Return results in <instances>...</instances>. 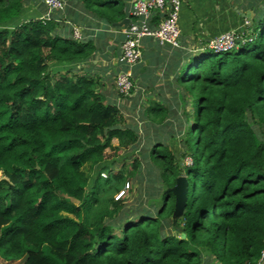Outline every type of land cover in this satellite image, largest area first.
Instances as JSON below:
<instances>
[{
    "label": "trees",
    "instance_id": "trees-1",
    "mask_svg": "<svg viewBox=\"0 0 264 264\" xmlns=\"http://www.w3.org/2000/svg\"><path fill=\"white\" fill-rule=\"evenodd\" d=\"M28 1L0 0V264H203V255L264 264V0H246L244 44L186 53L179 64L171 90L191 109L170 138L182 151L159 140L145 148L163 184L138 215L117 198L133 174L103 166L108 149L137 144L138 126L96 77L51 71L96 46L62 35L53 19L18 22ZM67 2L109 26L126 17L124 0ZM169 113L150 100L141 121L158 127Z\"/></svg>",
    "mask_w": 264,
    "mask_h": 264
},
{
    "label": "crops",
    "instance_id": "crops-1",
    "mask_svg": "<svg viewBox=\"0 0 264 264\" xmlns=\"http://www.w3.org/2000/svg\"><path fill=\"white\" fill-rule=\"evenodd\" d=\"M234 1L183 0L179 19L181 28L179 45L161 46L155 40L145 38L142 45L141 61L129 69L125 63L121 62V46L124 40L122 30L125 24L120 25L123 23L121 22L116 26H109L105 22H98L101 20H97L90 13H85L81 8L66 0V7L59 12L51 13L49 20L53 19L60 23L59 32L66 37L73 38L75 28L82 29L83 40H92L96 51L88 60L59 63L53 66L58 65L64 71L71 70L96 77L99 81L98 91L106 101L116 104L126 117L130 111L133 112V116L137 114V119L142 117L149 101L154 100L151 94L156 93L157 99H159L161 94L159 86L165 82L170 86L173 85V80L170 82V79H174L173 75L179 64L185 60L186 53L193 54L190 52L197 45L203 44L229 29H237L236 26L240 25L243 16L236 15L235 10L231 7ZM124 2L126 19L130 14L133 0H124ZM29 3L33 8L34 15L40 18L47 17L48 9L43 0H29L27 4ZM246 4L241 3L240 11L246 10ZM67 10H70V14ZM25 13L26 10L21 16H24ZM125 69L126 71L131 70L136 88L130 96L123 98L116 88V76Z\"/></svg>",
    "mask_w": 264,
    "mask_h": 264
},
{
    "label": "rangeland",
    "instance_id": "rangeland-1",
    "mask_svg": "<svg viewBox=\"0 0 264 264\" xmlns=\"http://www.w3.org/2000/svg\"><path fill=\"white\" fill-rule=\"evenodd\" d=\"M241 3H246V0H235L231 4V7L235 10L236 15L238 14L245 15L247 13V11H244V10H243L244 12L240 11L239 7ZM25 10H26V13L24 14V16L20 17L18 22H21L23 20L26 21L30 19H36V17L37 18L39 17L33 14V8L30 3L29 4L26 3ZM243 19L245 20L244 23L246 25L248 21L244 17ZM242 23L243 22H241L240 24ZM239 27L240 25L236 26V28H238L239 30L241 28L243 29L244 24H243V27L242 26L240 28ZM231 30L237 31V29H229L225 32H228ZM223 33H220L217 36ZM239 36H242V34L241 35L239 34ZM244 37L242 38L243 39L242 44H244L245 42ZM206 50H207V47L204 44H199L193 50H191L190 53H201ZM128 68L131 69L132 67L128 66ZM51 71L66 73L67 70L64 71L63 68L57 65V66H53ZM124 71H126V69ZM172 80L173 79L171 78L170 82H172ZM174 85L175 84L170 86L168 85L167 82H165L164 84L159 86L160 87L159 93H161L159 96V99H157L158 96L156 93L151 94L152 98H154L155 101L163 102L170 108L172 113H169L168 119L162 125H159L158 127L152 124L151 126H149L147 125V123L149 124L148 120L141 121L143 117H139L136 119L138 115L134 114L133 116V112L130 111V114H128L126 119L129 124L136 125V128L138 126L139 139H138L137 144H135L132 149H122V148H120L119 150L108 149L106 153L107 159L103 166H108L113 171L125 170L133 174L131 177V180H129L126 183L124 190L119 195H117V198L123 193L121 195L122 196L121 198L124 199L123 202H124V205H126V208H136L137 207V209H133L135 210V213L134 211H132L135 215H138L140 213L138 211V208H149V205H148L149 196H147V194L148 193L159 194V191L162 189L161 185L163 184L162 181L158 179L157 171L155 170L153 166H151V162L150 161H148V163L145 162L144 157L147 158V153H146L145 148L151 146L150 144H153L155 141L159 140L170 146H175V151L177 153L179 152V150L182 151V148L178 145L179 144L178 140H174L171 142L170 136H171V133H173V131L171 130L170 127H172V125L179 126V121H183L184 123L188 121L187 111L191 109L190 105L186 109H184L182 104L187 101L190 102L189 100L191 99H189V96L187 94H184L183 99L181 98L179 100L178 96L179 97L181 96L176 95V92L178 91L175 89L171 90V88H173ZM166 123H168L169 125H167ZM146 125L148 126V128L146 127ZM159 128H161V130H159ZM176 138H179V137H176ZM113 144L114 146L117 147L118 141L114 140ZM135 160L140 161V166L136 170L133 168V163ZM184 161L187 165L191 163V160L189 157H186ZM84 170L87 173H89L88 167H86ZM96 175H97V171L95 172L94 176ZM106 176H107V173H104L102 175L103 178H105ZM180 177H183L186 180V176L181 175ZM177 204L181 205V201H177ZM202 261H203V264H215L212 258H209L206 255L202 256Z\"/></svg>",
    "mask_w": 264,
    "mask_h": 264
},
{
    "label": "built area",
    "instance_id": "built-area-1",
    "mask_svg": "<svg viewBox=\"0 0 264 264\" xmlns=\"http://www.w3.org/2000/svg\"><path fill=\"white\" fill-rule=\"evenodd\" d=\"M43 3L48 9L47 17H41L45 20H49L51 13L66 7V0H43ZM182 5L183 0H133L130 14L126 18L129 21L122 30L124 40L121 46V62L130 67L137 65L142 59L145 38H151L161 46H178L181 37L179 19ZM81 33L82 29L75 28L73 38L82 39ZM240 39L243 41L237 31L231 30L212 38L207 48L215 53L230 51L237 48ZM116 88L120 95L132 94L136 84L131 70L117 74ZM263 260L264 251L261 255V261Z\"/></svg>",
    "mask_w": 264,
    "mask_h": 264
},
{
    "label": "water",
    "instance_id": "water-1",
    "mask_svg": "<svg viewBox=\"0 0 264 264\" xmlns=\"http://www.w3.org/2000/svg\"><path fill=\"white\" fill-rule=\"evenodd\" d=\"M242 16L247 19L248 22L246 24L248 26H251L252 25V21H251V18H250L251 17V12L248 11L245 15H242ZM128 21H129L128 19H125L123 21V23L120 24V25L127 24ZM187 187H188V182L185 180V178L179 177L177 179L176 186L172 189V192L175 194V196L177 198V201H181V205L177 204V206H178L177 208L178 209H180L181 206L184 203V200H185V197H186ZM183 237H185V236H183Z\"/></svg>",
    "mask_w": 264,
    "mask_h": 264
},
{
    "label": "clouds",
    "instance_id": "clouds-1",
    "mask_svg": "<svg viewBox=\"0 0 264 264\" xmlns=\"http://www.w3.org/2000/svg\"><path fill=\"white\" fill-rule=\"evenodd\" d=\"M119 195V194H118Z\"/></svg>",
    "mask_w": 264,
    "mask_h": 264
}]
</instances>
